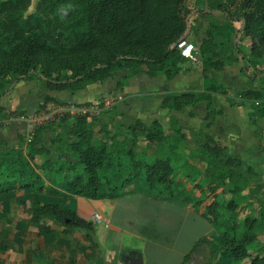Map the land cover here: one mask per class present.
<instances>
[{
	"label": "trees",
	"instance_id": "16d2710c",
	"mask_svg": "<svg viewBox=\"0 0 264 264\" xmlns=\"http://www.w3.org/2000/svg\"><path fill=\"white\" fill-rule=\"evenodd\" d=\"M212 3L207 0V13L214 9L225 13L222 4ZM32 4L33 0H0V103L20 81L40 76V58L62 51L100 49L106 58L81 67L66 78L48 79L57 82L52 89L57 91L74 93L101 80L106 71L126 70L124 76L164 74L172 79L184 69L182 64L187 58L177 44L189 35L185 0H37L35 10L28 13ZM227 17L241 22L239 37L264 43V0H244L243 10L235 15L227 13ZM218 46L214 33L209 31L198 49L204 67L219 64ZM227 61L231 62L224 60ZM214 81V88L203 91L163 94L162 106L172 112L168 128L156 119L154 127L148 129L130 125V134L123 139L115 132L107 133L106 140L93 142L94 119L87 113L78 117L74 140L57 133L52 146L46 145L44 124H36L31 139L18 146L0 139V202L19 191L33 192L40 197L32 206L33 222L38 224L49 217L66 229H86L85 238L91 239L93 222L69 206L70 195L114 198L134 189L156 198L182 199L187 191H200L194 204L205 207L217 234L197 240L180 264H188L192 253L202 245L210 248L212 254L208 264H264V253H253L246 234L250 227L264 225V204L241 217L242 190L248 179L236 170L234 158L221 157V145L207 132L216 114L210 93L218 91L216 85L222 91L229 88L223 81ZM239 96L260 101L264 110L261 88L243 89ZM51 99L56 97L47 94L46 101ZM204 100L210 108L209 122L203 126L209 142L193 148L179 113L186 105ZM2 108L0 104V112ZM54 150L60 154L69 152L70 157H53ZM141 184L147 188H138ZM19 200L24 204L26 197ZM26 230V223L18 221V242L26 239ZM44 232L58 234L50 225L44 227ZM36 257L37 254L35 260Z\"/></svg>",
	"mask_w": 264,
	"mask_h": 264
},
{
	"label": "rangeland",
	"instance_id": "374dc122",
	"mask_svg": "<svg viewBox=\"0 0 264 264\" xmlns=\"http://www.w3.org/2000/svg\"><path fill=\"white\" fill-rule=\"evenodd\" d=\"M36 1L37 0H33V4L28 9V13L35 10ZM211 3L214 5L219 3L222 4V7L226 9L225 13L221 12L222 9H214L207 13V0H185V9L188 11L187 14L189 17V35L187 39L197 46L198 51L203 39L207 37L209 31H212L214 33V38L219 45L218 54L221 58L220 62L216 67H205L204 72L207 76V81L202 87L203 89H208L209 87L214 88V80L218 79L229 86L226 91L230 90L233 101L237 103L242 102V100L238 96H235V94L239 95L243 89L255 87L264 90V43H255L251 37H239L237 35V29L241 25V22L238 20L232 21L227 17V13L235 15L242 11L244 8V0H211ZM105 58L106 54L100 49L79 53L62 51L55 55L43 56L38 60V64L40 65V76L33 80H27L26 83L19 84L26 86V88L30 87L34 89L35 95L31 97L30 102L37 101L38 107L36 109H41V111H39V113H41L40 115L45 116V118L50 117V119H43L40 121L47 126L44 137L46 145L52 146L53 138L57 133L64 135L68 140L76 139L77 137L74 134V130L79 117L72 112H66L62 116H59L53 110H48L46 106L43 105L44 102L50 101H46V95L49 94L47 91L52 90L55 84H57V82H48V79L66 78L70 74L75 73L77 69L91 66L95 62H102ZM222 59L223 61H221ZM224 60H230L231 62H224ZM197 61L198 60H189V69L196 67L195 65ZM189 62H187V64H189ZM247 63L249 64V69H247ZM125 73L126 70L112 72L106 71L103 73L104 75L102 79L98 82L88 83L86 87L79 89L74 93H71V91L68 90L70 95L73 96L76 93L85 91L90 85L95 88L94 91L90 90L92 95L91 97H87L86 101H73L75 105L86 106L87 108H90L92 112L91 114L94 119V121L92 120L93 122L91 126L93 142L97 140H106L108 139L107 133L112 134L115 132L119 138L123 139L129 136L130 125H144L145 128L148 129L154 127V121L156 119L161 121L165 128L169 127V113L167 112V109H165V106L161 105L157 109L154 105L148 106L146 102L141 104V101L144 100L143 95H145L147 99L151 96V94L146 95L148 92L147 90H143V88H145V85L143 84L147 82V79H145L144 76L138 77L139 75L124 76ZM129 84H134L133 86L135 87L132 96L124 93L125 87ZM105 86L109 87L110 96L104 95ZM217 87L218 86L216 85L215 90H223L220 87ZM193 89H196V87ZM213 95L214 98L219 99L218 94L214 93ZM62 100L65 99L60 97L51 99V101H55L56 103H60ZM255 103L258 107L256 109L257 114L264 118L262 103L258 100ZM162 107L164 108L163 111H161ZM198 108L202 109L201 106ZM9 113L10 112L6 113L5 116H9ZM3 114L4 108H2V111L0 112V115L3 116ZM204 125L205 122H203L200 129H197V131L192 130V127H188L190 129L188 137L190 139L189 145L191 147H199L201 144L209 142L208 136L203 132ZM29 139H31V134L26 130L24 134L19 136L18 141H16L17 143L11 142L10 139L1 140L10 146H18ZM221 148V157L234 158V167L242 173V176L248 179L247 184L249 181H261L264 183L263 155L259 158L251 156V158L247 157L239 159L238 157L235 158L233 156H228V153L225 152V148L223 146H221ZM52 156L62 158L70 157V154L69 152H63L60 154L54 150ZM137 187L147 188L142 184ZM246 187L248 186H245L242 190L244 203L248 201L244 193ZM23 196L26 197V202L24 204L19 200V198ZM185 196H189V201L193 199L195 202V199L201 196V193L198 196L196 195V191L190 190L186 192L184 197ZM228 196L230 197L231 195ZM38 199H40V197L33 192L25 193L19 191L18 193L6 196L1 200L0 264H30L28 250L29 248L36 246L41 247L46 264H52L55 261L57 262V260L61 263L65 261V257L60 255V257L56 258V254H54V250L59 249V246L57 243L52 242H54V240L57 241V239L53 236L49 237L44 233V227L50 224L48 223L49 221L47 218H45L40 224H37L30 219L32 206L38 201ZM249 210H251L250 206L246 204L241 213V217L243 218ZM157 213L158 216L154 217L149 222L155 228L154 234L157 236L158 240L168 246L174 242L177 243L179 247L185 246L188 236L192 235V232H188V236L186 235V229L194 225L193 220L191 219L192 216L186 220L181 213L170 212L167 209H165V211H160L159 206ZM21 220L26 223V232L29 233L26 242H18L15 239L16 224ZM206 224V228L210 230L207 231V234L204 236L210 238L214 237L217 232L211 227L212 224L208 217L206 219ZM180 230H182V236L177 241L178 232ZM199 230H201V227ZM246 234L251 240L250 245L253 248V253H264V225L250 227L249 230L246 231ZM152 235L153 231L151 232V236ZM47 241L51 244L49 245L50 248L46 245ZM201 250L204 254H200V257H196L193 264H208V262L212 260L210 248L207 247V250L205 248ZM149 256V264H162L164 262L167 264H173L177 261V257L173 254H169L166 251L159 249H155L152 254H149Z\"/></svg>",
	"mask_w": 264,
	"mask_h": 264
},
{
	"label": "crops",
	"instance_id": "0c3cea01",
	"mask_svg": "<svg viewBox=\"0 0 264 264\" xmlns=\"http://www.w3.org/2000/svg\"><path fill=\"white\" fill-rule=\"evenodd\" d=\"M187 62L189 61L187 60L182 64L183 71L172 79H167L163 74L153 77L147 73L138 74V77L144 76L147 79V82L143 84L145 85L143 90L148 91L146 95L151 94L148 99L143 95L144 100L141 101V104L146 102L148 106L154 105L158 109L162 105L164 93L169 91L181 92L194 87H196V90H205L202 86L207 81V76L205 75V67L202 61L198 59L196 67L191 69H189L190 62L189 64ZM26 81H20L13 90L2 97L1 106L4 108V114L3 116L0 115V139H10L11 142L15 143L26 130L30 134L33 130L34 126H30L28 122L9 120L11 114H18L19 111H23V113L32 112L38 107L37 101L30 102L31 97L35 95L34 89L19 85L26 83ZM133 85H127L124 93L132 96L135 88ZM94 89L90 85L85 91L76 93L73 96L68 91L50 90L47 92L55 97L65 99V101L82 102L86 101L87 97H91V91H94ZM104 90V95L110 96L109 87L105 86ZM211 93L218 94L219 99L214 98V95L211 94L212 106L216 114L207 128L210 137L225 148L228 156L238 157L239 159L251 158V156L256 158L264 156V118L257 114L256 109L258 107L255 103L257 100L245 99L235 94L242 100V102L237 103L233 101L230 90ZM199 106L202 109H199ZM165 109H167L170 117L172 113L170 108L165 107ZM163 110L164 108L162 107L161 111ZM209 110V102L207 100L201 101L197 105H186L184 111L179 113L186 127L185 132L187 134L190 133L188 127H192V130L197 131L203 122L207 124L209 122V119H207ZM8 112H10L9 116H5ZM248 184L246 185L248 186L246 187V189L248 188L247 192L246 189L244 192L248 201L244 203L243 209L248 204L251 209L249 212L252 210L257 211L264 204V183L261 181H249ZM200 193V191H196V195L199 196ZM228 195L231 194L228 193L227 197H229ZM194 203L193 199L189 201V196H185L182 199L168 196L156 198L144 191H136L134 189L128 190L123 195L114 198L91 199L82 195H70L68 199L69 206L76 209L80 216L93 222L94 229L91 232V239H87L85 238L86 229L74 227L66 229L56 220L47 217L48 223H50L48 225L58 232V234L46 233L49 237L53 236L57 239V241L54 240L52 242L57 243L59 246V249L54 250V254H56V258L60 257V255L65 257L64 262L61 263L57 260V262L55 261L52 264H130L131 256L138 253L143 256V264H149V254H152L155 249L173 254L177 257V261L173 264H180L183 257L193 250L195 242L210 230L206 228L205 207ZM158 206L160 211L167 209L170 212L181 213L186 220L192 216L191 219L194 225L186 229V235L188 236V232H192V235L188 236L185 246L179 247L175 242L168 246L158 240L154 234L155 228L149 222L158 216ZM94 212H99L106 216L109 220V225L96 223L92 218ZM200 227L201 230H199ZM152 231L153 235L151 236ZM28 234L27 232L26 239L23 242L27 241ZM181 236L182 230L178 232L177 241ZM46 245L49 247L51 244L47 241ZM204 248L207 250V246L202 245L194 251L188 264H193L196 257L204 254L201 250ZM34 249L37 252H34ZM28 259L30 264H46L40 246L29 248ZM162 264L167 263L164 262Z\"/></svg>",
	"mask_w": 264,
	"mask_h": 264
},
{
	"label": "built area",
	"instance_id": "2783aa9c",
	"mask_svg": "<svg viewBox=\"0 0 264 264\" xmlns=\"http://www.w3.org/2000/svg\"><path fill=\"white\" fill-rule=\"evenodd\" d=\"M177 47L181 54L187 58V60L196 61L198 60V54H197V46L187 38L179 40ZM48 110H53L56 114L59 116H62L66 112H72L74 114H77L78 116L89 113L92 115L90 108H87L86 106H77L71 101H65L62 100L60 103H56L55 101H48L44 102V104ZM41 111L40 108L36 109L32 112H22L20 114H11L9 116L10 121L14 120H20L22 122H28L30 126H34L36 124H43L40 122L41 120H47L50 119V117L45 118V116L40 115L39 113ZM33 123V124H32ZM93 220L101 225H109V220L104 216L103 214L99 212H94L92 214Z\"/></svg>",
	"mask_w": 264,
	"mask_h": 264
},
{
	"label": "water",
	"instance_id": "95a60500",
	"mask_svg": "<svg viewBox=\"0 0 264 264\" xmlns=\"http://www.w3.org/2000/svg\"><path fill=\"white\" fill-rule=\"evenodd\" d=\"M201 58H202L201 54H198V59L201 60ZM129 262L130 264H143L144 260H143L142 254L138 253V254L132 255Z\"/></svg>",
	"mask_w": 264,
	"mask_h": 264
}]
</instances>
